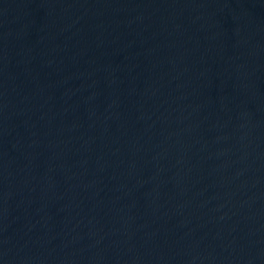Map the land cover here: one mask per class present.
<instances>
[{
    "label": "water",
    "instance_id": "1",
    "mask_svg": "<svg viewBox=\"0 0 264 264\" xmlns=\"http://www.w3.org/2000/svg\"><path fill=\"white\" fill-rule=\"evenodd\" d=\"M0 264H264V0H0Z\"/></svg>",
    "mask_w": 264,
    "mask_h": 264
}]
</instances>
